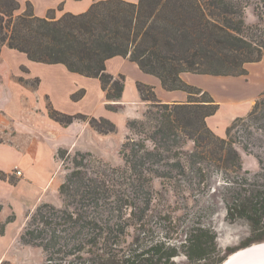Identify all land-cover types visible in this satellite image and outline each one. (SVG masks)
Listing matches in <instances>:
<instances>
[{
    "label": "trees",
    "instance_id": "trees-1",
    "mask_svg": "<svg viewBox=\"0 0 264 264\" xmlns=\"http://www.w3.org/2000/svg\"><path fill=\"white\" fill-rule=\"evenodd\" d=\"M250 4V0H94L83 12L56 17L54 9L36 15L29 1L18 13V0H0V53L7 46L31 61L60 63L71 72L97 78L108 110H121L118 101L125 86L124 74L107 71L106 61L114 56L135 62L159 78L164 89L187 93L186 101L162 102L153 86L136 83L147 108L126 121L121 165H109L91 151L57 149L55 157L67 161L58 187L61 203L37 205L26 215L19 235L23 244L42 249L46 264H178L174 257L179 252L188 264L220 263L225 257L216 233L200 217L190 219L184 241L177 245L174 235L181 233L176 226L181 216L173 209L152 213L167 203L170 192L184 201L213 192V175L222 180L226 219H244L251 225L252 235L242 247L264 240V181L259 179L264 171L245 175L249 172L243 171L235 146L240 141L233 135L239 124L260 118L264 91L247 116L235 117L221 137L207 124L220 103L208 90L181 78L182 72L246 75L248 63L264 59V11L254 3L258 19L247 23L244 10ZM84 94L81 88L71 99L77 101ZM46 98L49 117L62 126L86 121L100 134L117 129L103 116L59 111ZM253 127L264 133V125ZM243 148L248 151L249 144ZM0 179L13 181L12 174L1 169ZM156 180L160 189L154 187ZM15 218L12 211L0 221L1 235ZM155 219L160 225L152 228L149 224ZM0 264L11 263L4 259Z\"/></svg>",
    "mask_w": 264,
    "mask_h": 264
},
{
    "label": "crops",
    "instance_id": "crops-1",
    "mask_svg": "<svg viewBox=\"0 0 264 264\" xmlns=\"http://www.w3.org/2000/svg\"><path fill=\"white\" fill-rule=\"evenodd\" d=\"M31 1L33 3L34 12L36 15L45 16L49 9H55V16L60 17L64 12H83L94 0L89 1L84 7L80 9L74 8L73 6H71V8L67 6L63 9H58L52 8V5L43 7V9H41V6H38V8L35 6L37 0ZM128 1L136 2L137 0ZM24 64L29 68L31 75L37 76L39 78V82L37 87L33 88V90L27 89L25 87L22 88L19 86V83L9 85L12 90L17 93V97L20 98L21 93L23 95H29L30 92L31 95L29 96L32 97V94L34 96V94H37L38 91L40 92L39 95L45 94V97L48 95L51 99L52 106L55 109L65 113L73 114L81 112L94 116H103L112 120L113 122H115L119 115H121V111H111L105 108V101L103 100L104 93L97 78H91L79 73L71 72L60 63L48 64L35 62L29 60L26 57V59H24ZM249 64L251 63L246 65L248 70L246 75L227 77H238L247 82L248 78L246 77L249 76L250 72V67H248ZM106 68L107 71L113 75H117L119 73L125 75L124 90L118 103L123 106V111H127V116H131L132 112L135 113L133 116H137L139 114L138 112L146 104V102L141 100L140 94L137 90L136 83L138 81L153 86L158 99H160L162 102L187 100V93L185 91L164 89L159 78L152 74L143 72L135 62L129 61L127 58L122 56H114L109 58L106 61ZM129 70L132 71L131 74L129 73ZM201 75L206 74L182 72L181 78L188 84L208 90L212 96L217 101H219V98H217V96L207 87V84L202 80L197 79L198 76ZM47 85L52 87V89L57 90L56 92L62 95L61 99L62 103L65 105L64 107L55 102V92H53V90L50 91L48 87H46ZM81 88L85 89V94L77 101L72 100L70 95ZM263 89L264 84L262 87H259L255 90L253 89L252 92L240 97L236 96L229 99V103H231V105L238 108L242 104V108L240 107V110L235 111L231 119L224 123H213V116L218 113L216 112L214 115L207 118V124L216 134L221 137L225 136L226 127L231 122V120L237 116L246 114L250 110L256 97L259 96ZM254 91L257 92L254 93ZM0 98L5 99L4 96H1ZM19 98L18 100L20 101ZM7 100L4 106L3 103L0 102V105L5 108L6 111H8V113H6L7 116L3 118V120H0V130L3 131V128H6L7 126L9 129L11 128V132H5L7 136L5 140L0 139V169L11 173L13 181L11 182L9 180L0 179V203L3 204V207H10L11 212L14 211L13 208L16 209L17 207L21 210L24 207L25 211L27 212L28 210H33L38 203L47 199L46 197L42 196H44V191L50 186V183H55L58 185V187L60 185L59 180H54L53 166L50 162L54 158L59 147H66L69 149V151L74 149L94 151L93 148L83 147L82 144H79L80 142L78 143V141L80 137L85 136L87 138H91L92 140H97L103 138L106 136V134L95 132L86 121H74L68 126H62L49 117L46 104L44 105L41 102L38 108L40 109L39 114L44 121L43 125L49 124L50 126L56 128L54 130H48L44 127L45 125L41 126L40 124H37V112L35 109L31 108L32 104L30 105L28 103L27 105H20L18 102L16 103V111L11 112L7 110L9 106V102H7ZM220 109L221 104L218 111ZM37 130L43 134L44 139H41L37 149L33 151L29 148L28 142L33 135H36L35 131ZM24 139H26L27 143L21 144V140ZM47 158H49L50 161ZM15 167H18L21 170V175L15 174ZM20 193L21 196H24L22 197L23 199L18 198L19 196L17 195ZM27 194H36V196L30 199V197H26ZM23 221L17 225L14 230H12V227L17 222L16 215L14 221L7 223L5 227V233L3 235L0 234V262L7 258L8 260L10 259L15 263V260L10 252V247L14 236L13 233H16L17 230H19V227L21 224H23ZM18 251L20 252L21 256L23 253L28 256V253L30 252L29 248L27 247L19 249Z\"/></svg>",
    "mask_w": 264,
    "mask_h": 264
},
{
    "label": "rangeland",
    "instance_id": "rangeland-1",
    "mask_svg": "<svg viewBox=\"0 0 264 264\" xmlns=\"http://www.w3.org/2000/svg\"><path fill=\"white\" fill-rule=\"evenodd\" d=\"M27 1H29L32 4L34 10V6L31 0H18L20 5L19 10L17 11L18 13L22 12L25 9L26 7L25 5ZM89 1L91 0H37L35 6H37V8L38 6H41L42 7L41 9H43V7H47L51 5L52 8H58V9L59 8L63 9L67 6H69V8L73 6L74 8L80 9L84 7L86 3H88ZM250 1L251 4L248 5L244 10V16L247 23H255L258 18L256 11L254 10V3L259 4V8L264 11V0H250ZM55 11L56 10L54 9L53 12L51 13L55 15ZM263 18H264V14H263ZM24 59H26V57L23 53L8 48L7 46L3 47L0 53V97L4 96L5 99L0 98V102L3 103L4 106L6 100L8 99L9 101L7 100V102H9V106L7 110L11 112L16 111V103L18 102L20 103V105L23 104L27 105L28 103L30 105L32 104L31 108L35 109L37 112L36 115L37 117L36 119L38 122L37 124H40L41 126L45 125L44 127L47 128L48 130H54L56 128L50 126L49 124L43 125L44 123L43 118L39 114L40 112V109L38 108L39 105L41 104V102L44 105L47 102V98L45 97V94L39 95L40 92L37 91V94L35 93L34 96L32 94V97H30L29 95H31V92L30 93L28 92L29 95H23L20 92L21 95L19 98L16 96L17 93L14 90H12V88L9 86V85H13L14 83H19V86L22 88L25 87L27 89L33 90V88L37 87L38 85V80H36L37 76H33L30 74L29 68L24 64ZM248 67H250V72H249V76L246 77L248 78L247 82L242 80V78H238V77L215 76V75H207V74L198 76L197 79H200L207 84V87L217 96V98H219L218 103L221 104V109L217 111L218 113H216L213 116L214 118L213 123L214 122L224 123L229 121L233 113L235 111L240 110V107L242 108V104L238 108L231 105V103H229V99L234 98L236 96L240 97L249 92H252L253 89L255 90L263 86L264 59H262L259 62L251 63L248 65ZM129 73L131 74L132 71L129 70ZM46 87H48L50 91L53 90V92H55L54 93L55 102H57V104L64 107L65 105L62 103V99H61L62 95L57 93L56 92L57 90H54L52 89V87H49V85H47ZM263 91L264 89L262 90V92ZM256 92L257 91H254V93ZM261 93L259 94V96L256 97L251 108L253 107L255 102L260 98ZM18 98L20 99V101L18 100ZM49 100L51 102L50 98ZM103 100H104V96H103ZM146 108H147V102L138 112L139 114L137 116H133V114H135L133 112L131 116H127L126 115L127 111L126 112L123 111V106H122L121 110H119L121 111V115H119V117L114 122L117 126L115 132L108 133V135L106 134V136L97 140H92L91 138H87L85 136L80 137L78 143L80 142L79 144H82L83 147L93 148L94 151H91L93 155L96 158L105 161L109 165L112 166L121 165L122 157L119 154V148L121 146V143L124 141L125 135L127 133L126 121L129 118L140 117L142 113L146 110ZM248 112L242 116H247ZM6 113H8V111H6L5 108H3L0 105V120H3V118L7 116ZM90 116H94V115H90ZM95 117H100V116H95ZM246 123L248 122H245L244 124H239L236 127V129L233 131V135H235L238 141H240L237 142L235 146L241 155L243 171L247 170L249 173L245 175L249 177H253L254 173L259 171H262L261 173H263L264 171L263 169H261V167L264 168V133L261 130H258L257 128L255 129L253 127V125H255V127L264 125V112L260 113V118L256 119L253 123H249V125H245ZM7 131L11 132V128L9 129V127L6 126V128H3V131L0 130L1 140H5L7 138L5 133ZM35 134L36 135L35 136L33 135L28 142L29 148L32 149L33 151L37 149L41 139H44L43 134L38 130L35 131ZM21 141H22L21 144L27 143L26 139ZM245 143L249 144L248 151L243 148V144ZM75 150L89 151L84 149H74L71 151V153H73ZM50 162L51 165L53 166L54 180L57 181L59 180L61 183L65 177V173H66L65 164L67 163V161H64L63 163L61 159L54 156V158ZM259 179L260 181H264L263 175L262 177H259ZM210 183L212 186L211 191L213 192L210 193V191L209 192L207 191L205 195H200L195 201L193 200L184 201L179 196H173L172 192L168 193L169 196L167 203L165 205H160L155 207V209L152 210V213L154 214H157L158 212L165 213L166 211L173 209L175 215L181 216L180 220L177 222L178 224L176 225L179 231H181V233L177 236L174 235L175 242L177 243V245H180V243L184 241L185 231L187 230L188 226L191 224L190 219H194V218L196 219L200 217L199 220L202 222L204 226L209 227L215 231L217 247L220 249V251H222L221 253H223L224 257H226L231 250L234 251L237 248H241L242 243L247 241V239L252 235L251 225L244 219H239L236 221H229L228 219H226L225 217L226 208H225V203L223 201V190L221 187L222 180L220 175H213L210 180ZM154 185H155L154 187L157 189L161 188L158 180L154 182ZM21 193L17 195L19 196L18 198L24 197L23 195L21 196ZM44 193H43L44 196L42 197H46L47 199H45V201H41L40 203L51 202L53 204L60 205L61 200L58 193V185H56L55 183L54 184L50 183V186L44 191ZM35 196L36 194L26 195V197H30V199L34 198ZM40 203H38L37 205H39ZM175 205L176 207L172 208ZM36 206L34 207V209L36 208ZM13 210L17 215V222L12 227V230H14L16 226L19 225L23 220L24 221L23 224L20 225L19 230H17L16 233H13L14 236L12 239L10 252L15 260V263L10 259L9 262L11 264H46L42 249L39 247L23 244L20 241V237H19L26 221V215L33 210L31 211L28 210L26 212L24 207L22 208V210L18 207L16 209L13 208ZM10 212H11L10 207L9 208L3 207L0 210V221L5 220V218L7 217L8 214H10ZM155 221L151 222L149 226L155 228L157 225H160V220L155 219ZM26 247L29 248L30 251L28 253V256H26L25 253H23L21 256L18 250ZM174 259L178 264H188L182 252H179V254L175 256ZM6 260L8 259L6 258Z\"/></svg>",
    "mask_w": 264,
    "mask_h": 264
},
{
    "label": "bare ground",
    "instance_id": "bare-ground-1",
    "mask_svg": "<svg viewBox=\"0 0 264 264\" xmlns=\"http://www.w3.org/2000/svg\"><path fill=\"white\" fill-rule=\"evenodd\" d=\"M227 264H264V248H260L254 252L243 253Z\"/></svg>",
    "mask_w": 264,
    "mask_h": 264
},
{
    "label": "water",
    "instance_id": "water-1",
    "mask_svg": "<svg viewBox=\"0 0 264 264\" xmlns=\"http://www.w3.org/2000/svg\"><path fill=\"white\" fill-rule=\"evenodd\" d=\"M260 248H264V240L259 242H253L247 246L237 248L236 250L230 252L220 263L218 264H227L232 259L236 258L237 256L242 255L243 253L254 252Z\"/></svg>",
    "mask_w": 264,
    "mask_h": 264
},
{
    "label": "built area",
    "instance_id": "built-area-1",
    "mask_svg": "<svg viewBox=\"0 0 264 264\" xmlns=\"http://www.w3.org/2000/svg\"><path fill=\"white\" fill-rule=\"evenodd\" d=\"M15 174L21 175V170L18 167H15Z\"/></svg>",
    "mask_w": 264,
    "mask_h": 264
}]
</instances>
